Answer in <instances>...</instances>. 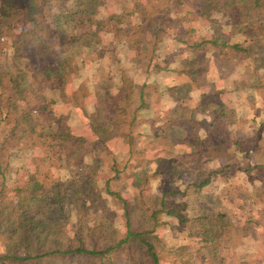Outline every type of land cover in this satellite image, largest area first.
<instances>
[{
  "label": "trees",
  "instance_id": "1",
  "mask_svg": "<svg viewBox=\"0 0 264 264\" xmlns=\"http://www.w3.org/2000/svg\"><path fill=\"white\" fill-rule=\"evenodd\" d=\"M70 1L0 0V42L13 19L44 26L41 32L30 31L28 36L22 37L23 41L31 43L13 44L12 66L0 65V264H120L122 261L167 264L169 253L175 255L183 251L191 254L188 264L195 258L200 264H259L254 248L264 247V238L259 239L264 237V199L252 202L260 211L256 219L241 220L237 212L234 213L237 221L232 222L228 213L205 209L206 202L200 207L203 213L191 219L183 211L185 203L178 201L181 194L176 188L164 192L161 198L142 200L138 197L131 203L123 197L121 189H113V184L125 172L134 174L147 163L148 149L142 144L150 139L141 131L145 124L142 114L146 97L136 82L140 73L137 67L130 66L127 55L134 53L137 58L146 60L147 69L160 70L169 87L175 90L181 86L183 95L194 94L205 81L212 82L214 87V81L225 79L214 66L220 49L249 58L256 52L254 69L264 72V43H259L264 38V0H198V15L207 20L221 17L230 33L215 30L210 39L192 45L183 37H177L173 43L167 42L168 37H161L165 30L177 28L179 32L180 26L185 25L186 17L180 15L185 5L183 0L138 3L130 12L137 18L134 24L120 15L126 9L102 16L104 0L71 5ZM239 37H251L249 47L239 42L229 44V40ZM28 44L37 51V65L30 56L21 55L22 46ZM56 44L65 54L74 51L96 53L87 61L67 56L49 62L47 50ZM4 53L0 43V56ZM209 53L212 56L207 57ZM87 62L90 66L105 62L115 70L99 79L94 90L93 81L89 85V80L80 77L69 95L68 85L74 77L81 76L82 66ZM196 94L197 108H210L214 116L222 119L235 114L234 109L220 103L216 88L209 93ZM91 96L96 103L90 110L87 107L88 127L101 153L111 159L107 168L115 177L107 179L104 192L121 212L123 234L116 230L114 214L102 218L105 223L101 224H94L93 219L85 220L89 216L86 212L95 209L94 205L89 206V198L94 194V189L88 186L90 179L74 177V189L64 186L63 190L62 184L57 183L51 191L38 178L40 173L31 174L23 182L13 179L18 172L17 164L37 148L44 150L50 167L59 163L66 170L69 166L78 172L91 169L86 159L92 152L93 142L75 134L72 128L73 119L78 118L77 110L84 108ZM205 99L207 105H204ZM194 111L181 114L172 124L180 126L186 119L193 120ZM193 121L199 122L198 119ZM193 137L194 141L187 143L191 148L182 157L176 155L177 159L201 160L206 153V160H211L222 149L221 145L207 144L196 133ZM120 138L128 143L125 153H115L110 147ZM161 152L157 151L154 156L153 164L157 165L154 175H165L175 184L190 171L197 177L204 176V161L195 166L183 160L173 163L169 157H160ZM254 170H262V167L249 169L250 172ZM207 176L202 183L193 182L189 187L195 186L198 190L209 187L210 173ZM12 185H15V199L9 201ZM74 213L77 220L72 219ZM171 225L182 228L179 232L189 242L178 248H168L158 231ZM178 256L184 258V255Z\"/></svg>",
  "mask_w": 264,
  "mask_h": 264
},
{
  "label": "rangeland",
  "instance_id": "2",
  "mask_svg": "<svg viewBox=\"0 0 264 264\" xmlns=\"http://www.w3.org/2000/svg\"><path fill=\"white\" fill-rule=\"evenodd\" d=\"M88 1L71 0L70 5L82 4ZM145 1L123 0L118 3L116 0H104L105 4L101 10V14L102 16L111 15L120 13L121 9H126L120 15L127 18L130 24H134L137 18L134 15H130V12L138 3ZM183 1L185 5L181 9L180 15H184V18L186 17L185 25L180 26L181 30L179 28V32L177 28L162 32L161 37L164 39L166 37L169 38L167 42L171 41L173 43L177 37H183L184 40L187 39L189 41V45H192L197 43V41L210 39L215 30L218 33H230V28L222 24L224 20L221 17L214 16L211 20H207L198 15V0ZM262 22L264 23V18ZM9 27L10 29L3 35L0 42L2 43V48L5 50V53L0 56V65L5 68L12 66L13 44L31 43L23 41L22 37L28 36L30 31L41 32L44 26L43 24L33 22L20 23L13 19L9 22ZM192 28L194 32H191ZM250 39L251 37H239L229 40V44L239 42L243 47H249L251 43ZM259 43H264V38ZM220 51L222 52L219 53ZM95 53H91V51H74L65 54L61 46L56 44L47 50L46 56L49 62L62 60L67 56L78 59V61L81 59H86L87 61V59L94 57ZM121 53L126 55L125 52ZM253 54L254 56L250 58L240 57L229 49H220L216 53L217 63L214 66L216 67V71L220 70L222 72L221 74H223L225 79L214 81V87H225L228 90L222 99L228 107L235 109L233 116L229 117V119L227 117L222 119L214 116V113L206 107L197 108L198 101L193 102L192 94H181V86L172 90L171 86L169 87V84H167L168 80L163 79L160 70H156L153 67L150 70L147 69L148 62L146 60L137 58L134 53H129L127 56L131 62L130 66L137 67L140 73L136 82L140 88H143L146 97V105L142 114L145 124L141 128V131L149 136L150 139L142 144L143 147L145 146L148 149L146 153L147 163L143 164L134 174L125 172L120 177L121 179L116 184H113V189H121L123 197L129 202L134 203L138 197L142 200L161 198L164 192L176 188L181 194L178 201L185 203L186 207H184L183 211L191 219L203 213L200 207H204L203 203L205 202L207 204H205V209L215 213H219L220 211L228 213L229 220L232 222L237 221L234 214L237 212V217L243 216V219L258 217L260 211L252 205V202L259 198L264 199V191H262L264 189V106L261 108V105H264V101L262 103L259 101V107L256 106L254 109L255 97H252V95L255 94L258 88L259 96H264V86L259 88V85H264V76L260 74V69H254V58L257 53L253 52ZM21 55L30 56L34 64L37 65L36 62L39 58L32 44L23 45ZM210 55L212 56V53H209L207 57H210ZM89 64L87 62L85 66H82L83 73L81 76L74 77L75 81L73 80L68 85L69 95L77 87L80 77L89 80V85H92L93 81L92 90H94L95 84L99 82V79L108 77L109 73L115 70L105 62H102L99 66H90ZM210 83L212 82H203L200 86V91L204 93ZM174 99L178 103H173ZM95 103L96 99L91 96L85 102V107L77 110L78 118H74L72 121L74 133L85 136L93 142L92 152L86 159L91 169L78 172L75 171L74 167L69 166L70 168L66 170V167L63 165L59 166V163L56 167H50V160L46 158L44 150L37 148L34 153L28 155L17 164L16 170L18 172L15 173L13 179L23 182L31 174L40 173L38 178L46 185L49 191L54 189L57 183L62 184L63 190H65V187L74 189L76 187L73 180L75 179L74 177H80L84 180L90 179L91 182L88 186L94 189V194L89 198V206L94 205L95 209L93 210L96 211H87L86 213L89 216L85 217V220L93 219L94 224H101L102 222L105 223L102 218H106L109 213L114 214L116 216V230L120 234H123L125 229L121 220V212L113 206L112 198L104 192L107 179L115 177V174L110 173L107 168L111 164V159L107 158L104 152L101 153L100 145L88 127L87 118L89 110L90 107L93 108ZM241 103L242 105L240 106L239 104ZM251 103L253 106L252 110ZM192 109H195L192 119H198L199 122L186 119L179 124L180 126L172 124L173 120L179 119L183 113L187 115L188 111ZM173 126L175 127L173 128ZM155 132L158 133L157 137L154 134ZM195 133L207 144L210 143L215 147L216 145L222 146V149L214 154V159L212 157L211 160H206L208 157L204 151L205 155H203L201 160L187 161L177 159L176 155L182 157L191 148L189 147L190 144L188 146L187 143L194 141L193 136ZM237 143H240V146H237ZM200 146L201 143L198 147ZM110 147L115 153H125L127 152L128 143L125 139L120 138L112 142ZM181 148L182 151L179 150ZM157 151H162L160 157H169L173 163H180L183 160L182 162H188L189 165L195 166L198 162L203 163L204 161V176L197 177L196 173L190 171L178 179L177 184H175L170 183L168 177L165 175H154L153 173L157 165L153 164V160L156 159L154 156ZM197 158L195 157V159ZM95 161L97 163L94 166ZM63 164L65 165V163ZM258 165L262 167V170L249 171L251 167ZM206 173H210L211 175L209 187L201 190H198L195 186L189 187L190 183L196 182L200 184L205 181L208 177ZM144 183V189L140 193L139 189ZM187 188L189 189L187 190ZM14 189L15 185L10 186L9 201L15 199ZM72 219L77 220L76 213H74ZM181 230L182 228L171 225L160 229L158 235L168 248H172L173 246L178 248L179 245L189 242L184 234H180L179 231ZM193 241L197 244V241ZM172 255L174 253L168 254L167 264H188L190 262L189 258L191 254H187L186 251L178 252L174 256ZM178 255H184V258L180 259ZM262 257L264 258V255H259L257 258L259 260ZM198 261L195 258L192 264H200ZM120 264L129 263L122 261Z\"/></svg>",
  "mask_w": 264,
  "mask_h": 264
},
{
  "label": "crops",
  "instance_id": "3",
  "mask_svg": "<svg viewBox=\"0 0 264 264\" xmlns=\"http://www.w3.org/2000/svg\"><path fill=\"white\" fill-rule=\"evenodd\" d=\"M260 74H262V75L264 76V72H263L262 70L260 71ZM219 81H220V80H219ZM263 86H264V85H259V88H262ZM213 88H215V87H213V86L211 85V83H210V85L208 86L207 90L204 91V93H203L202 91H200L201 88H198L197 92H198L199 94H205V93H209V92H211ZM227 91H228V90H227L225 87H223V88L216 87V92H218V94H219L220 103L223 104V105H227L226 102L222 99L223 96L225 95V93H226ZM197 92H195L194 94H192V95H193V102L198 101V100H197V95H198V94H196ZM201 92H202V93H201ZM252 97H255V101H254V109L256 108V106L259 107V101H261L260 103H262V102L264 101V96H259L258 88L256 89L255 94L252 95ZM173 103H178V102H176L175 100H173ZM197 103H198V102H197ZM207 103H208V101L205 99L204 105H207ZM263 103H264V102H263ZM239 105L241 106L242 103L239 104ZM227 106H228V105H227ZM262 106H264V105H261V108H262ZM207 109L211 111L210 108H207ZM252 109H253V106H252V103H251V110H252ZM234 110H235V109H234ZM256 209L259 210L258 208H256ZM259 214H260V213H258V216H259ZM240 218H241V220H243V219H242L243 216H241ZM256 238H259V235H258V234H257V237H256ZM262 238H264V237H263V236H260L259 239L261 240ZM255 253H256V256H257V257H259V255H264V247L261 246V247H258V248H254V254H255ZM259 261H260L259 264H263L262 261H264V258L262 257L261 259H259ZM235 264H240V263L235 262Z\"/></svg>",
  "mask_w": 264,
  "mask_h": 264
}]
</instances>
